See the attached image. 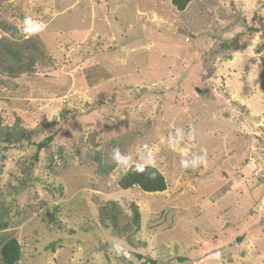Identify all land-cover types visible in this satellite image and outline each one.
I'll return each mask as SVG.
<instances>
[{"label":"rangeland","instance_id":"1","mask_svg":"<svg viewBox=\"0 0 264 264\" xmlns=\"http://www.w3.org/2000/svg\"><path fill=\"white\" fill-rule=\"evenodd\" d=\"M0 19L21 37L0 41L42 52L29 74L0 75L3 126L31 133L0 144V237L19 242L18 264H264V0H0ZM132 165L167 189L120 190ZM241 221L227 251L184 246Z\"/></svg>","mask_w":264,"mask_h":264},{"label":"trees","instance_id":"2","mask_svg":"<svg viewBox=\"0 0 264 264\" xmlns=\"http://www.w3.org/2000/svg\"><path fill=\"white\" fill-rule=\"evenodd\" d=\"M192 0H170L171 5L178 11L183 12L189 6ZM0 30L9 32L15 39L21 38L18 35V29L13 25L0 19ZM264 37V29L261 31ZM18 37V38H17ZM20 41V40H19ZM233 51H238L240 48L234 46ZM42 52L35 39H26L22 42L16 41H0V75L8 79H15L23 74H29L33 66L41 58ZM31 133L25 130H19L17 127L9 128L3 126V120L0 116V144L7 146L23 145L25 142H30ZM51 136L46 137L43 141L33 144L36 147V152L33 156L34 161L39 160V154L42 150H46L52 143ZM5 149V148H4ZM143 170L142 172L139 170ZM27 171V170H26ZM120 190H129L138 188L146 194L161 193L167 189V184L162 174L154 167L143 165H132L124 173L118 181ZM136 228L139 226V215L134 209ZM112 228L118 230V225L115 218L112 216ZM6 228V223L0 221V230ZM129 226L123 227L122 231L126 232ZM117 232V231H116ZM121 233V232H120ZM122 234V233H121ZM52 251L55 249V242L48 245ZM244 256V254H242ZM22 257V250L19 242L15 238L0 237V264H18ZM181 257V256H179ZM139 260L145 258L143 255H137ZM179 262H184L186 258H178ZM146 262L156 264V261L146 257Z\"/></svg>","mask_w":264,"mask_h":264},{"label":"crops","instance_id":"3","mask_svg":"<svg viewBox=\"0 0 264 264\" xmlns=\"http://www.w3.org/2000/svg\"><path fill=\"white\" fill-rule=\"evenodd\" d=\"M217 123H218V125L220 126V125H223L225 128H226V131H222V130H220V131H218V130H216V129H210V131L211 132H206L205 134L207 135V137H208V139H210L211 141H214L213 140V132H214V130H216L215 132L218 134V133H230V123L229 122H225V121H222V120H220L219 118H218V121H216ZM220 134H218V136H219ZM216 140V139H215ZM213 148H215V146L213 147ZM213 148H210L211 150H213ZM235 157V156H234ZM234 157H230V159L232 160ZM229 159V158H228ZM208 160V159H207ZM210 162V161H209ZM228 162H229V160H228ZM213 163V162H212ZM237 163H238V161H237ZM248 171V170H247ZM246 172V169H244L243 170V172H239V177L241 178L242 176H240V175H244V173ZM227 199H231L230 197L229 198H227ZM226 199V200H227ZM225 203V201H224V199H223V197L221 196L220 197V199H219V201H218V203H214V204H220V203ZM212 204V203H211ZM234 209H235V207H233ZM245 218V217H244ZM244 222V221H243ZM243 222L241 221V223H242V225H240V227H231L230 228V231H229V229L227 230V231H222L223 233L221 234L220 233V235L219 236H217V235H212V237H209V239H207V238H205V237H202V238H194V236L192 237H189L188 236V238L186 237V238H183V239H185V245L184 246H188L189 244L190 245H192V246H194V247H197V251H195L196 253H199V255H204V254H206V253H210V252H212L213 250L215 251V250H221V249H226V251H227V246H229L230 245V243L231 242H229V241H233L232 242V245H234V243H236V241H237V239H235V240H232V234L234 233V234H239L240 233V231H243V229H241L242 227H244V224H243ZM207 226L208 225H204V227H206L207 228ZM198 227H200V228H202V226L201 225H198ZM208 231H211V229H208ZM213 234V233H212ZM202 236H204L205 235V233H203V234H201ZM241 235V234H240ZM246 235V234H245ZM215 236V237H214ZM205 238V239H204ZM183 239H180L179 240V242H184V241H182ZM235 241V242H234ZM177 242V241H176ZM191 242H194V243H196V242H199L198 244L196 243V244H193V243H191ZM257 242L255 243V245L257 246ZM253 245V244H252ZM261 245H264V243H262ZM175 246L177 247V244H175ZM180 247H182L183 248V246H181V244H180ZM262 247H264V246H262ZM261 248V247H260ZM212 250V251H211ZM223 251V250H222ZM260 252H261V250H259ZM256 255H258L259 253L257 252V253H255ZM254 254V255H255ZM262 254H264V251L262 252ZM262 256V255H261ZM232 257H234V255L232 256ZM186 258V257H185ZM189 259H191V258H189ZM229 260V259H228Z\"/></svg>","mask_w":264,"mask_h":264},{"label":"clouds","instance_id":"4","mask_svg":"<svg viewBox=\"0 0 264 264\" xmlns=\"http://www.w3.org/2000/svg\"><path fill=\"white\" fill-rule=\"evenodd\" d=\"M113 151H115V152H117V153H118V149H115V148H114V149H113ZM139 171H141V172H142L143 170L141 169V170H139Z\"/></svg>","mask_w":264,"mask_h":264}]
</instances>
